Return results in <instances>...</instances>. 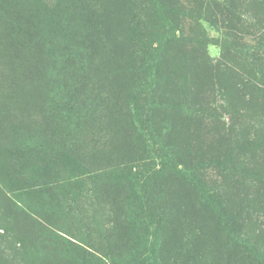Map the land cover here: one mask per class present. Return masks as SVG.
I'll return each mask as SVG.
<instances>
[{"label": "rangeland", "instance_id": "obj_1", "mask_svg": "<svg viewBox=\"0 0 264 264\" xmlns=\"http://www.w3.org/2000/svg\"><path fill=\"white\" fill-rule=\"evenodd\" d=\"M179 13L203 61L167 120L173 80L155 72L175 63L159 44ZM141 39L161 52L143 56ZM139 61L152 77L135 83ZM136 243L148 253L131 257ZM174 249L180 263L264 264V0H0V264H173Z\"/></svg>", "mask_w": 264, "mask_h": 264}, {"label": "trees", "instance_id": "obj_2", "mask_svg": "<svg viewBox=\"0 0 264 264\" xmlns=\"http://www.w3.org/2000/svg\"><path fill=\"white\" fill-rule=\"evenodd\" d=\"M164 3V2H163ZM162 3V4H163ZM129 15L130 12L127 14V24H126V31L127 33H133L134 29H132V26H130V19H129ZM177 18L174 19V23L173 25L176 27L175 29V35L174 37L169 41L166 42L165 45L163 44H159V46H163L165 48V50H162V53H167V52H171L172 55L175 58V63H173L172 68L169 69H165L164 71H161V75L159 74V72H155L156 73V77H161V81L166 82L168 80L172 81V89L166 84L164 86H162L160 89L165 91L168 90V94L171 96H173V101L171 99V103L169 101L165 102V103H161V105H163V107H161L163 110V112L168 113L167 115V120H171V119H176L180 116H182V112L184 111H180V107H181V101L180 98L182 97V101L187 104V100H185V88L187 87V81L190 79V74H192V57H198L201 61H203V53L201 51V45H191L189 43V39L187 40V38L184 36L182 29H181V21H180V13L176 14ZM211 20V19H210ZM145 30V29H144ZM131 43V41H130ZM138 43L143 45V50H141L142 55H147L156 51H160L159 49H155L153 48L151 45L153 43H151V41H146V40H140L138 41ZM161 52V51H160ZM138 66H134L131 69V73H133V80L135 81V83L137 82H145L148 78L152 77V75L149 74L150 69L148 67H146V63H144L143 61H139ZM202 67H203V71H202V75H201V80H208V81H218L214 76H212L213 71L217 68V66H213L212 64H208L207 66L204 65V63H202ZM164 67V66H162ZM151 68V67H150ZM163 69V68H161ZM174 79L177 80L178 82H180L179 87L175 86L174 83ZM171 89V90H170ZM158 91V90H157ZM189 108V112L188 115L190 117H194V118H199L200 116L202 117L203 115L209 116L207 114V110H203L200 107H197V104L191 102ZM168 121H166L165 119L162 121V123H164V125L167 124ZM173 122V120H172ZM163 125V124H162ZM182 174H184L182 172ZM202 194L204 195V205L207 208V213H208V218L210 220V222L212 221L213 224H215L216 228H217V234L218 236H223L226 240L232 239V231L231 229H229L227 227V225H225L222 221L223 218V214L221 213V211L219 210L220 204L218 199L214 198L212 195L211 196H207L205 192H202ZM181 217H183V215H180ZM234 222H236L237 224L239 223V221H229V225L231 227H233L235 224ZM179 227H177V229L175 230V237H178V244H180L179 242L182 241L183 239H186L188 237V240H190V248L187 249L185 252L188 255H193L195 254L196 250H197V245H198V239H196V237L194 236L195 234L190 233L189 229L190 226L186 225V224H181L179 223ZM165 234H171L170 231H168L167 229H165V231L163 232ZM171 236V235H170ZM243 238L244 234H242ZM199 238V237H198ZM133 241L135 239H132ZM233 240V239H232ZM243 242V244L241 243ZM245 239H243L242 241L239 240V244L238 245H243L240 249V251L244 252V253H248V249H247V243L246 247L245 244ZM197 243V245H196ZM241 243V244H240ZM182 250L183 252V247L182 246H177ZM140 247H138V244L136 243L135 245L133 244L131 246V254H129L131 257L133 256L134 252H139L138 255L140 257L144 256V253H148V247H145L143 249H139ZM177 249H174V256H176V259L174 260L173 264H192V261H188L186 263L183 262H179L177 257L181 256V252H179ZM155 259V258H154ZM143 261H145L143 259ZM140 264H148L147 261L140 263ZM151 264H156L155 261H152Z\"/></svg>", "mask_w": 264, "mask_h": 264}]
</instances>
